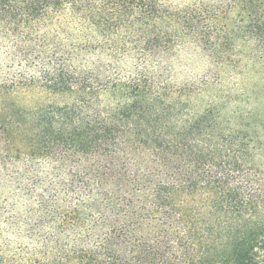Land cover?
<instances>
[{
	"label": "trees",
	"instance_id": "obj_1",
	"mask_svg": "<svg viewBox=\"0 0 264 264\" xmlns=\"http://www.w3.org/2000/svg\"><path fill=\"white\" fill-rule=\"evenodd\" d=\"M243 36L264 0H0V264H264L256 137L159 88Z\"/></svg>",
	"mask_w": 264,
	"mask_h": 264
},
{
	"label": "rangeland",
	"instance_id": "obj_2",
	"mask_svg": "<svg viewBox=\"0 0 264 264\" xmlns=\"http://www.w3.org/2000/svg\"><path fill=\"white\" fill-rule=\"evenodd\" d=\"M231 49L228 57L213 62L192 46H177L162 65L159 88L187 100L196 111L215 108L234 127L247 124L257 139V162L264 168V47L243 36ZM1 56L0 49V64ZM9 97L14 99V93Z\"/></svg>",
	"mask_w": 264,
	"mask_h": 264
}]
</instances>
